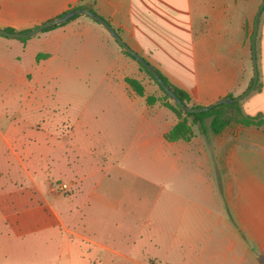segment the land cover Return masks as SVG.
<instances>
[{
    "label": "crops",
    "instance_id": "0c3cea01",
    "mask_svg": "<svg viewBox=\"0 0 264 264\" xmlns=\"http://www.w3.org/2000/svg\"><path fill=\"white\" fill-rule=\"evenodd\" d=\"M79 4L90 5L109 21L133 50L186 90L193 103L236 96L251 83L252 77L247 80L241 69L240 0H0V27L26 31ZM92 31L107 32L92 17L78 14L28 37L0 33V123L23 117L25 105L33 109V73L43 76L65 42L94 44ZM33 45L50 56L37 64ZM260 59L257 87L240 99L245 100L240 107L247 115H264V50ZM10 108L18 111L8 113ZM37 118L42 119L37 114L24 120V142L40 139L33 140L30 127ZM147 119L154 123L153 116ZM157 123L153 134L144 128L145 145L168 162L167 180L159 178L167 183L166 213L160 207L153 213L151 230L142 225L123 234L136 236L129 257L138 256L151 242L146 250L167 264H264V125L235 123L218 133L168 141L164 133L175 120L162 117ZM18 139L0 129V174L8 177L2 183L9 182L15 162L25 167L30 183H41L34 172L50 166L27 164L32 151H25L21 142L15 144ZM153 171L158 172L157 165ZM80 174V183H86L85 174ZM60 175L77 179L73 169ZM156 176L154 181L161 183Z\"/></svg>",
    "mask_w": 264,
    "mask_h": 264
},
{
    "label": "rangeland",
    "instance_id": "374dc122",
    "mask_svg": "<svg viewBox=\"0 0 264 264\" xmlns=\"http://www.w3.org/2000/svg\"><path fill=\"white\" fill-rule=\"evenodd\" d=\"M260 2L240 0L241 69L247 80L252 77L251 34ZM263 27L264 7L256 35L257 63L262 62ZM90 34L94 44L65 42L43 76L33 73V109L25 105L20 110L23 117L0 123L7 135L19 137L15 144L21 142L25 151H32L27 164L50 166L48 171L34 172L41 183H30L18 162L10 170L8 183H2L8 177L0 174V264H167L146 250L151 242L131 259V241L136 236L133 232L123 235L142 225L151 230L153 213L166 207L167 183L159 178L167 180L168 162L153 156L145 145L144 128L153 134L157 122L168 117L175 122L184 119L193 136L203 134L198 123L191 122L108 32ZM50 54L33 45L37 64ZM126 77L141 83L142 96H135ZM146 95L155 100L148 104ZM241 102L245 100L222 104L220 116L233 122ZM17 111L8 109V113ZM37 114L42 119L32 120L30 127L33 140L40 139L24 142V120ZM151 116L154 123L149 124ZM206 141L209 144L210 138ZM71 169L77 179L60 175ZM81 172L86 183H80ZM155 176L161 183L154 181Z\"/></svg>",
    "mask_w": 264,
    "mask_h": 264
},
{
    "label": "water",
    "instance_id": "95a60500",
    "mask_svg": "<svg viewBox=\"0 0 264 264\" xmlns=\"http://www.w3.org/2000/svg\"><path fill=\"white\" fill-rule=\"evenodd\" d=\"M264 7V0H261L258 9L254 16L253 21V30L251 34V67H252V79L249 86L244 89L240 94L236 96H230L226 95L223 97H220L206 105H200V106H191L186 103H184L181 99L176 97L173 90L164 82V80L160 77L155 67L146 60L143 56H141L138 52L133 50L120 36V34L117 32V30L107 21L104 17H102L97 12L85 7V6H74L66 11H64L62 14L58 15L57 17H54L52 19L45 20L35 27L28 29L26 31H9L4 28L0 27V33L11 36V37H28L31 35L36 34L37 32L41 31L43 28L59 24L69 17L75 15V14H85L92 18H94L96 21H98L103 28L112 36V38L120 45V47L130 53L134 59H136L139 63H141L156 79V81L159 83V85L162 87V89L181 107L183 111L187 112H199L204 111L209 108H211L213 105L220 104V103H231L235 101H239L242 97H244L256 84L257 78H258V70H257V56H256V35H257V29H258V23L260 14Z\"/></svg>",
    "mask_w": 264,
    "mask_h": 264
},
{
    "label": "trees",
    "instance_id": "16d2710c",
    "mask_svg": "<svg viewBox=\"0 0 264 264\" xmlns=\"http://www.w3.org/2000/svg\"><path fill=\"white\" fill-rule=\"evenodd\" d=\"M76 6H85L89 9L93 10L92 7L88 4H79ZM77 15L78 14L73 15V16L69 17L68 19H66L65 21L72 19ZM65 21H63V22H65ZM63 22H61L59 24H62ZM59 24H54V25L45 27L42 30L52 28V27L59 25ZM5 29L9 30V31H13L12 28H8V27ZM124 52L127 55H129L131 58L134 59V57L130 53H128L125 50H124ZM139 65L155 80V82L158 84L160 89L164 93H166L162 89V87L159 85V83L156 81V79L153 77V75L141 63H139ZM155 69L157 70L160 77L164 80V82L173 90L176 97H178L179 99H181L184 103H186L188 105L200 106L199 104H196V105L191 104L190 95L186 90H184L183 88L178 87L177 85L173 84L158 68L155 67ZM124 80L137 95H140V96L143 95V86L141 85V83L137 79L132 78V77H126V78H124ZM145 100L148 104H150L155 100V98L153 95H146ZM235 102H237V101H235ZM235 102H231V103H235ZM176 104L178 105V103H176ZM222 104H224V103L213 105L211 108L204 110V111H199V112L182 111V112L186 116L191 117V122L198 123L199 130H200L201 134H204V135H208V133L221 132L225 127H227L228 125H231L233 123H240V124L245 125V126H262V125H264V115L263 114H258V115L244 114L241 110L240 105L237 108L238 109V117L236 119H234L233 122L230 119L222 118L220 116V106ZM180 108L178 109L179 111H181ZM207 118L209 119L208 121H206ZM192 136L193 135H192L191 129H190L189 125L185 122L184 119H179L178 121H176L175 124L167 132L164 133V137L168 141L177 140V139L189 140Z\"/></svg>",
    "mask_w": 264,
    "mask_h": 264
}]
</instances>
